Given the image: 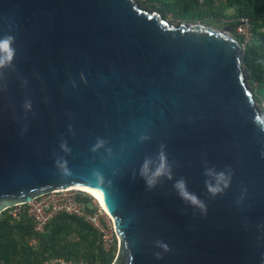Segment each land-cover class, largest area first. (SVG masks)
<instances>
[{
  "label": "water",
  "instance_id": "water-1",
  "mask_svg": "<svg viewBox=\"0 0 264 264\" xmlns=\"http://www.w3.org/2000/svg\"><path fill=\"white\" fill-rule=\"evenodd\" d=\"M237 26L172 24L137 0H0L15 48L0 65V215L84 186L113 219V264H264V116ZM161 145L172 176L149 190L139 170ZM206 167L231 171L222 194Z\"/></svg>",
  "mask_w": 264,
  "mask_h": 264
},
{
  "label": "trees",
  "instance_id": "trees-1",
  "mask_svg": "<svg viewBox=\"0 0 264 264\" xmlns=\"http://www.w3.org/2000/svg\"><path fill=\"white\" fill-rule=\"evenodd\" d=\"M141 0L138 1V3ZM163 19L188 23L236 24L250 21L252 38L242 55L257 103H264V0H143ZM240 43L244 37L234 33ZM86 195H88L86 193ZM87 203L89 198L85 197ZM93 211V210H92ZM117 248H104L101 235L84 219L60 213L35 230L29 207H13L0 215V264H113ZM52 261H57L52 263Z\"/></svg>",
  "mask_w": 264,
  "mask_h": 264
},
{
  "label": "built area",
  "instance_id": "built-area-1",
  "mask_svg": "<svg viewBox=\"0 0 264 264\" xmlns=\"http://www.w3.org/2000/svg\"><path fill=\"white\" fill-rule=\"evenodd\" d=\"M235 32L244 37L242 43L245 50L247 43L252 38V29L250 21L247 18H241ZM86 193L69 188L56 190L50 194L41 196L29 203V215L35 220V230L44 232L47 224L58 214L68 213L78 216L94 227L102 237L104 248L110 250L114 243L118 242L115 225L111 215L100 204ZM85 197L90 202L85 201ZM93 210V211H92ZM57 261H52L55 263ZM61 264H67L59 261Z\"/></svg>",
  "mask_w": 264,
  "mask_h": 264
},
{
  "label": "clouds",
  "instance_id": "clouds-1",
  "mask_svg": "<svg viewBox=\"0 0 264 264\" xmlns=\"http://www.w3.org/2000/svg\"><path fill=\"white\" fill-rule=\"evenodd\" d=\"M14 38L11 35L0 36V65L8 64L11 62L14 54ZM29 107V105H25ZM141 140L148 139L147 136H141ZM102 139H98L96 144L93 146V151L102 147L104 145ZM264 156V152L261 153ZM159 163L155 167L150 166V160L146 159L145 162L141 165L139 170V176L144 181L145 186L151 190L154 188L162 178H171V167L167 162L165 153L163 151V145H161V150L156 154ZM205 186L207 191L215 196L217 194H222L231 183L232 173L230 170H216L215 168L206 167L204 169ZM92 178L97 183L103 182V173L95 171L92 173ZM173 188L177 191V194L184 200H186L191 205H194L198 208L203 214L206 211V205L201 201L194 193H191L187 190L186 181L183 178L177 179L173 183ZM158 248L163 251H168V245L163 241H156ZM156 259L161 258V253H155Z\"/></svg>",
  "mask_w": 264,
  "mask_h": 264
},
{
  "label": "rangeland",
  "instance_id": "rangeland-1",
  "mask_svg": "<svg viewBox=\"0 0 264 264\" xmlns=\"http://www.w3.org/2000/svg\"><path fill=\"white\" fill-rule=\"evenodd\" d=\"M137 1H139V0H137ZM141 2H143V0H141L140 2H139V4L140 5H142L143 7H145V8H147V9H149V10H152V11H154L153 9H150L149 7H147V6H145V5H143ZM165 20H167L169 23H172V24H180V23H184V22H181L180 20H176L175 18H173V17H171V16H168ZM185 23H188V22H185ZM226 22H222V23H219L218 21H214L213 23H206V24H208V25H211V26H214V27H217V28H224L225 26H226V24H225ZM258 107L261 109V113L263 114V116H264V103H258ZM86 195V194H85ZM88 196V195H87ZM114 247H116L117 248V250H119V242H115L114 243V245H113ZM117 254H118V251H117Z\"/></svg>",
  "mask_w": 264,
  "mask_h": 264
},
{
  "label": "bare ground",
  "instance_id": "bare-ground-1",
  "mask_svg": "<svg viewBox=\"0 0 264 264\" xmlns=\"http://www.w3.org/2000/svg\"><path fill=\"white\" fill-rule=\"evenodd\" d=\"M72 189H75V190H78V191H81V192H84V193H87L88 195H90L92 198H94L102 208H104L106 211V206L102 200V195L94 190V189H90L88 187H84V186H80V187H73Z\"/></svg>",
  "mask_w": 264,
  "mask_h": 264
}]
</instances>
